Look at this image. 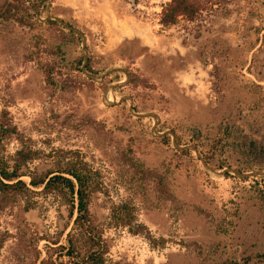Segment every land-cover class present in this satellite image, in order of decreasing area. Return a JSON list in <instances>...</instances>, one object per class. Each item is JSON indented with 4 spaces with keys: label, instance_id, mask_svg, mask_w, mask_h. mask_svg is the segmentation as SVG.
<instances>
[{
    "label": "rangeland",
    "instance_id": "obj_1",
    "mask_svg": "<svg viewBox=\"0 0 264 264\" xmlns=\"http://www.w3.org/2000/svg\"><path fill=\"white\" fill-rule=\"evenodd\" d=\"M7 1L23 20L0 18V156L27 152L23 169L37 171L77 154L87 162L106 264H213L264 253V179L212 178L170 135L151 134V117L131 115L127 101L104 104V87L123 73L88 79L74 33L38 20L27 0ZM34 1L83 30L94 72L130 70L109 100L130 95L137 111L156 112L158 132L173 130L215 170L264 171V0H197V13L169 25L160 17L171 0ZM216 136L223 142L213 144ZM34 190L0 194V264H38L42 238L59 237L69 222L60 194Z\"/></svg>",
    "mask_w": 264,
    "mask_h": 264
},
{
    "label": "trees",
    "instance_id": "obj_2",
    "mask_svg": "<svg viewBox=\"0 0 264 264\" xmlns=\"http://www.w3.org/2000/svg\"><path fill=\"white\" fill-rule=\"evenodd\" d=\"M30 7L33 8L32 5ZM198 10L197 0H171L163 7L160 22L169 25L178 16L190 17ZM0 18L4 20L14 19L20 23L23 20L18 7L13 6L7 0L0 2ZM46 23L58 24L54 20H46ZM262 42L264 43V34H262ZM80 61L81 57L77 60V64ZM86 66L90 71H93L90 67L89 58ZM46 73L47 75L50 74L49 71ZM4 135V133L0 135V145ZM223 140V136H216L213 144L222 143ZM30 157V154L23 151H17L16 156L10 160L0 156V194L3 196L27 194L36 192L34 189L38 188L42 193H58L64 199L69 218L68 224L64 226L59 237L42 238L46 242L45 254L40 256L41 254L38 253V264H106L105 254L108 251V246L95 225L89 210L95 172L79 154L45 170L37 171L27 168L24 170L25 162ZM133 165L137 166L134 162ZM137 169L141 173L152 174L159 185L163 183L162 175L157 174V172L155 173L150 169L143 170L138 166ZM23 176H27L28 181L22 179ZM262 201L264 202V195H262ZM70 222L71 226L69 227ZM63 234L65 235L64 242H61L60 237ZM55 253H57L58 259L54 257ZM213 264H264V253L247 255L239 259H228Z\"/></svg>",
    "mask_w": 264,
    "mask_h": 264
},
{
    "label": "water",
    "instance_id": "obj_3",
    "mask_svg": "<svg viewBox=\"0 0 264 264\" xmlns=\"http://www.w3.org/2000/svg\"><path fill=\"white\" fill-rule=\"evenodd\" d=\"M30 5L33 6L34 11H35V16L38 20L40 21H46V20H54L56 21L64 30L73 32L79 39H80V51H81V72L90 80L92 81H102L103 78L111 73L115 72H121L124 75V78L122 80H119L117 82L108 84L104 87L103 93H102V102L106 104L107 106H114L118 105L124 101H127L128 103V111L130 112L131 115L137 117V118H143V117H151L153 119V125L151 126V134L162 137L164 135H170L171 136V142L172 145L175 149L181 150V149H188L192 151L198 158L201 167L203 170L212 178H222L225 176L226 173L235 175L239 178H246V177H258L260 179H264V171L262 170H251V171H241V170H236L232 167H224L220 170H215L209 166V164L206 162L203 154L192 144H179L176 141L175 133L170 130L166 129L162 132H158L156 129L157 124L159 123V115L156 112L153 111H145V112H139L137 111L134 106H133V99L130 95H123L120 96L118 99L113 97L112 100H109L107 98V94L109 91H113L115 88L123 87L125 86L129 79H130V70L126 66H120V65H114L106 68L102 72H92L90 71L86 64L88 61V50H87V45H86V36L85 33L81 28L78 26L72 25L66 20H64L61 16L55 15L50 12L49 9V2H45V6H38L37 3L34 0H27ZM44 10L45 11V16L41 17L40 12Z\"/></svg>",
    "mask_w": 264,
    "mask_h": 264
}]
</instances>
